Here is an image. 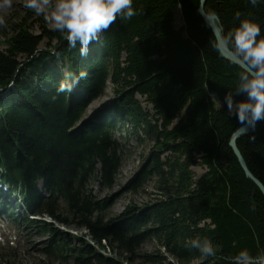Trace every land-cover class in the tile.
Masks as SVG:
<instances>
[{"label": "trees", "instance_id": "obj_1", "mask_svg": "<svg viewBox=\"0 0 264 264\" xmlns=\"http://www.w3.org/2000/svg\"><path fill=\"white\" fill-rule=\"evenodd\" d=\"M200 5L201 0H133L137 15L117 19L89 45L87 56L80 55L79 44L70 48L44 20L40 34L26 22L19 24L7 48L0 49V184L9 189L7 197L0 188V209L15 220L8 198L20 190L26 222L52 237L47 256L60 254L75 264H130L136 257L147 264H172L164 250L177 264H229L228 257L240 250L252 255L264 250V195L230 147L246 122L229 110L225 97L235 93L243 70L214 46ZM237 11L241 19L259 23L264 36V0L256 7L249 0L205 4L225 34L239 25ZM77 79L71 92H56L61 81ZM109 82L114 101L82 122ZM138 97L152 105L153 113ZM123 124L152 135L157 146L128 189L139 192L155 178L161 197L108 218L111 199L97 198L89 183L96 178L101 191L113 189L122 164L117 131ZM237 144L264 185V121ZM194 166L206 172L197 178ZM46 218L87 233L71 246ZM196 237L210 239L216 255L201 258L187 247L186 241ZM154 240L160 249L139 255ZM98 248H108L112 256Z\"/></svg>", "mask_w": 264, "mask_h": 264}, {"label": "clouds", "instance_id": "obj_2", "mask_svg": "<svg viewBox=\"0 0 264 264\" xmlns=\"http://www.w3.org/2000/svg\"><path fill=\"white\" fill-rule=\"evenodd\" d=\"M249 2L256 7L261 0ZM22 3L25 9L42 17L51 30L61 33L70 48L75 49L79 44L81 56L88 55L89 45L99 41L102 33L117 19L128 21L137 15L133 0H22ZM12 6L13 0H0V28L7 27V10ZM241 16V12L235 13V19L240 20L239 25L226 34L222 33V39L214 46L218 51L222 45L227 47L232 56L245 66L235 93L229 92L225 102L241 122L255 128L258 122L264 121V36L259 23L250 18L241 19ZM78 83L79 79L73 84L61 81L56 92H71ZM235 94H243L246 99L237 102ZM186 246L197 250L201 258L216 255L213 242L207 237L189 239ZM228 261L229 264H264V250L252 255L248 249H243L228 257Z\"/></svg>", "mask_w": 264, "mask_h": 264}, {"label": "rangeland", "instance_id": "obj_3", "mask_svg": "<svg viewBox=\"0 0 264 264\" xmlns=\"http://www.w3.org/2000/svg\"><path fill=\"white\" fill-rule=\"evenodd\" d=\"M175 15L176 27L181 28L184 25L181 10L176 9ZM6 19L7 27L0 28L1 50L7 48V40L15 34L19 24L26 22V25H30L35 34H40L42 30L41 26L44 25L43 18L25 9L22 0H13L12 8L7 10ZM114 99L113 86L109 82L105 93L87 107L82 122L106 110ZM138 99L146 111L153 113L152 105L145 101V98L138 97ZM118 128L117 138L121 144L122 164L113 189L101 191L96 178H92L89 183V189L93 191V195L97 198L111 199L110 208L106 213L108 218L121 215L129 206H145L161 197V195H158L160 192L158 191V181L155 178L149 180L139 192H133L128 189L130 184L138 177L141 169L148 163L154 150H156L155 137L143 131L137 133L132 126L127 124L119 125ZM192 170L197 178H200L206 172V168L202 166H194ZM0 188L4 190V194L8 197L9 189L2 184H0ZM15 197L17 200H23L20 190H16L15 195L8 198L12 200L15 220H12L13 216H9L6 210L0 209V264H75L70 257H64L60 254L50 256L45 254V249L50 245L52 237L47 233H43L35 225L33 226V224L26 222L24 219L25 212L21 216L19 207L14 205L13 201ZM5 201L1 202L5 203ZM62 212H66L65 208L62 209ZM17 216L20 217L18 221L16 220ZM74 228L76 229V227ZM80 232L85 234L86 231L80 229ZM80 232L79 234H81ZM63 238L65 241L70 242L71 246L78 245L76 238H69L67 236H63ZM159 249L160 246L154 240L144 244L139 251V255L155 253ZM108 252L106 255H108ZM162 253L169 258V262L177 264L164 250H162ZM199 263V261H195L192 264ZM124 264L127 263L124 262ZM130 264L147 263L142 258L136 257Z\"/></svg>", "mask_w": 264, "mask_h": 264}, {"label": "water", "instance_id": "obj_4", "mask_svg": "<svg viewBox=\"0 0 264 264\" xmlns=\"http://www.w3.org/2000/svg\"><path fill=\"white\" fill-rule=\"evenodd\" d=\"M207 0H201V5L200 8L198 10V13L200 14V16L203 18V20L206 22V24L211 28L216 41H219L222 39V32L220 29V25H219V19L216 15H209L205 12V4H206ZM220 53L222 55V57L235 64L237 67H239L241 70H245V66L242 65L239 61H237L233 56L232 53L229 51V49L225 46H221L220 48ZM109 84V83H108ZM251 130V126L246 122L245 125H243L241 128H239L233 135L231 141H230V147L233 149L239 164L241 166V168L243 169V171L245 172L247 178H249L259 189L260 191L263 193L264 195V185L261 183V181L259 179H257L249 170L239 148H238V140L241 139L242 137L248 135L250 133ZM224 151V148L222 149V152ZM251 205L253 207L254 210H257V205L255 202V195L253 194L251 197Z\"/></svg>", "mask_w": 264, "mask_h": 264}, {"label": "bare ground", "instance_id": "obj_5", "mask_svg": "<svg viewBox=\"0 0 264 264\" xmlns=\"http://www.w3.org/2000/svg\"><path fill=\"white\" fill-rule=\"evenodd\" d=\"M20 201V202H19ZM14 202V205L15 206H18L19 207V210H20V213H21V216H23V214H24V202L21 200V199H19V200H17V198L15 197V201H13ZM9 203L12 205V200H10L9 201ZM22 211V212H21Z\"/></svg>", "mask_w": 264, "mask_h": 264}, {"label": "built area", "instance_id": "obj_6", "mask_svg": "<svg viewBox=\"0 0 264 264\" xmlns=\"http://www.w3.org/2000/svg\"><path fill=\"white\" fill-rule=\"evenodd\" d=\"M106 250L109 251L108 255H112L111 251L108 248ZM107 251H106V253H107ZM115 256H117V255H115Z\"/></svg>", "mask_w": 264, "mask_h": 264}]
</instances>
